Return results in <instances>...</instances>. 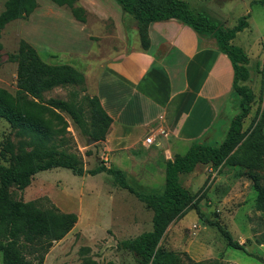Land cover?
I'll return each mask as SVG.
<instances>
[{
	"label": "rangeland",
	"instance_id": "rangeland-1",
	"mask_svg": "<svg viewBox=\"0 0 264 264\" xmlns=\"http://www.w3.org/2000/svg\"><path fill=\"white\" fill-rule=\"evenodd\" d=\"M37 1L39 8L32 15L7 23L0 32V87L10 92L16 90V63L9 59V55L16 51L20 38L30 41V36V42L33 41L44 61L69 63L78 69L82 67L84 57L79 58L80 54L69 52V49L95 54H104L110 49L119 50L110 15L119 14L113 5V2L118 5L115 0H79L92 11L93 16L86 23L88 27L73 21L65 7L53 5L49 0ZM251 1L206 0L205 3L214 17L207 14L227 27L248 14V26L237 32L232 40L249 57L250 76L245 83L254 94L250 113L243 120V130L255 116L264 117V4H250ZM190 2L193 7H199L200 0ZM4 3L5 0H0V12L4 9ZM47 10L51 16L47 15ZM97 14L107 15L101 18ZM88 28L92 41L98 40L93 46L86 36ZM87 58L94 59L90 56ZM95 67L94 64L89 66V82ZM78 89L77 86L55 87L44 92V97L68 100L75 90L77 100H80L87 92ZM238 111V97L233 94L224 103L221 116L210 130L207 144L216 145L223 140L230 119ZM60 113L68 122L64 146L80 156L85 169L103 162L106 166L124 170L127 182L138 191L148 193L162 190L164 177L157 171L148 175L142 169L141 164L147 161H141L145 158L143 155H138L139 159L133 155L136 152L110 153L105 147V140L97 142L84 135L68 114ZM262 131L264 133V124ZM22 139L17 129L0 117V151L5 143L10 142L17 153ZM86 151H90V154L87 155ZM11 162L9 153L6 156L0 154V163L9 165ZM244 172V168L238 165L223 164L213 168L209 164H202L191 173L180 176V182L196 195L203 214L223 223L244 249L228 246L220 232L206 224L194 208H189L168 226L159 242L160 246L185 252L191 259L206 261V264H264V217L255 208L256 192ZM8 190L13 199L34 201L43 208L55 205L63 212L77 214L74 227L61 240L53 243L45 255L44 264H79L84 257H91L100 264H141L135 253L122 248L119 243L150 230L153 212L133 193L118 186L113 176L105 172L80 176L68 168L55 167L34 174L29 185L22 190L15 185ZM83 247L89 250L84 252L81 250ZM253 253L259 254L262 259L253 256ZM187 256H183L184 260H187ZM0 264H3L1 252Z\"/></svg>",
	"mask_w": 264,
	"mask_h": 264
},
{
	"label": "trees",
	"instance_id": "trees-1",
	"mask_svg": "<svg viewBox=\"0 0 264 264\" xmlns=\"http://www.w3.org/2000/svg\"><path fill=\"white\" fill-rule=\"evenodd\" d=\"M64 6L73 17L87 22L89 12L77 0H51ZM135 20L143 49L149 46L148 27L153 21L176 18L191 27L199 36L213 38L232 67V91L238 97L239 111L229 121L223 140L216 145L194 142L184 154H175L166 161L164 186L160 192H142L127 182L123 170L106 166L103 162L85 169L82 159L68 151L64 134L68 122L64 112L81 128L84 135L104 141L112 118L102 107L96 95L84 93L77 100L74 90L68 100L44 97V92L55 87L77 86L85 92L84 74L75 66L64 62H46L25 39L20 38L9 59L16 63V90L0 87V117L17 129L23 138L15 153L10 142L0 154L12 157L9 165L0 163V252L3 264H44L45 255L54 242L61 240L77 222V214L63 212L55 205L40 207L34 201L13 199L8 188L15 185L24 189L34 174L55 167L68 168L75 175H94L106 172L115 183L133 193L152 210L151 229L120 241L119 245L135 253L141 264H206L196 261L185 252L162 248L159 244L168 226L189 208L208 225L215 227L226 244L244 249L229 229L218 219H211L200 210L196 195L183 186L180 173L192 172L197 164H210L213 168L223 164L238 165L252 181L256 192L255 208L264 217V117L255 116L243 130L244 118L250 113L254 100L249 79V57L246 51L232 42L237 32L248 26V14L226 27L202 11H194L185 0H115ZM252 2L264 4V0ZM38 6L37 0H5L0 12V32L15 19H27ZM1 48V44H0ZM90 154V151H86ZM88 251V247L81 248ZM183 256H187L184 260ZM258 259L259 254L253 253ZM79 264H100L84 257ZM105 264H113L107 262ZM216 264V263H214Z\"/></svg>",
	"mask_w": 264,
	"mask_h": 264
},
{
	"label": "crops",
	"instance_id": "crops-1",
	"mask_svg": "<svg viewBox=\"0 0 264 264\" xmlns=\"http://www.w3.org/2000/svg\"><path fill=\"white\" fill-rule=\"evenodd\" d=\"M185 1L194 11L214 17L205 6L206 0H200L198 8L193 7L190 0ZM113 5L118 9V16L107 14L113 18L119 50L110 49L104 54L68 51L80 54L79 58L84 57L82 67L77 69L84 74L85 91L96 95L112 118L105 147L110 153L136 152L133 155L139 159L138 155H143L145 158L141 161H147L141 164L142 169L148 175L157 171L164 177L167 160L175 154H184L192 143L200 142L197 140L206 143L209 139L224 103L235 94L231 87V63L226 54L219 51L213 38L197 35L176 18L151 22L149 46L143 49L133 17L127 15L120 4L113 2ZM82 6L89 12V18L92 17L89 6ZM48 10L46 13L51 16ZM107 14L97 15L103 18ZM71 18L88 27L87 22H81L73 15ZM86 36L92 41L90 29ZM96 41H92V46ZM88 56L94 59L89 60ZM92 64L96 67L89 82L87 74ZM148 135L154 136L155 142L146 146L144 138ZM199 165L202 164H197L194 170ZM182 174L188 173H180L179 180Z\"/></svg>",
	"mask_w": 264,
	"mask_h": 264
},
{
	"label": "built area",
	"instance_id": "built-area-1",
	"mask_svg": "<svg viewBox=\"0 0 264 264\" xmlns=\"http://www.w3.org/2000/svg\"><path fill=\"white\" fill-rule=\"evenodd\" d=\"M154 142H155V139H154V136H152V135H148V136H146V137L144 138V144H145L146 146L151 145V144H153Z\"/></svg>",
	"mask_w": 264,
	"mask_h": 264
}]
</instances>
